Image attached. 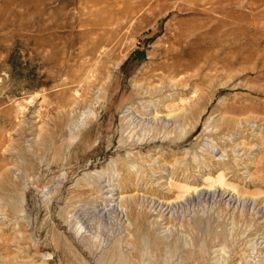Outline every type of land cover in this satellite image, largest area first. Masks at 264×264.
Instances as JSON below:
<instances>
[{"label":"rangeland","instance_id":"rangeland-1","mask_svg":"<svg viewBox=\"0 0 264 264\" xmlns=\"http://www.w3.org/2000/svg\"><path fill=\"white\" fill-rule=\"evenodd\" d=\"M0 264H264V0H0Z\"/></svg>","mask_w":264,"mask_h":264}]
</instances>
